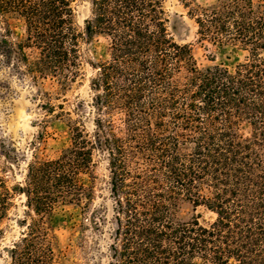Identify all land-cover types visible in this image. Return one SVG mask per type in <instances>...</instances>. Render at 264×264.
<instances>
[{
    "label": "trees",
    "instance_id": "1",
    "mask_svg": "<svg viewBox=\"0 0 264 264\" xmlns=\"http://www.w3.org/2000/svg\"><path fill=\"white\" fill-rule=\"evenodd\" d=\"M71 3L0 0V67L35 83L64 89L80 73L81 39H109L108 57L91 62L94 132L73 125L70 144L19 187L39 219L25 223L12 262L54 264L41 212L90 207L93 186L79 175L97 148L114 203L109 264H264V2L184 1L200 39L247 52L233 68L198 66L169 31L163 0H91L85 32ZM11 19L25 26L17 41L7 39ZM11 191L0 176V221ZM182 200L214 220L179 219Z\"/></svg>",
    "mask_w": 264,
    "mask_h": 264
},
{
    "label": "rangeland",
    "instance_id": "2",
    "mask_svg": "<svg viewBox=\"0 0 264 264\" xmlns=\"http://www.w3.org/2000/svg\"><path fill=\"white\" fill-rule=\"evenodd\" d=\"M184 1L191 5H206L212 0H163L169 19V31L180 43H187L200 67L222 65L233 68L247 57V52L234 45H220L200 39L195 21L187 14ZM264 2V0H254ZM74 25L85 32V21L90 19L91 0H72ZM8 40L17 41L24 35L22 21L11 19ZM109 39L94 34L81 39L82 64L80 73L64 89L54 79L22 77L7 66L0 67V176L12 189L11 204L0 221V264H14L10 257L13 245L26 232L25 223L35 215L34 207H27L28 196L19 187L42 175L40 161L54 159L71 142L72 127L79 126L88 134L95 129L97 113L92 106L91 79L97 63L108 57ZM22 69L23 66H21ZM51 105V106H49ZM115 125L119 121L115 120ZM92 167L79 178L92 185L93 200L89 208L56 204L41 212L47 236L53 248L54 264H109V244L113 232V199L110 193L107 154L95 148ZM43 211V210H42ZM96 213V222L91 213ZM30 213V216L28 215ZM177 217L189 220L197 217L202 223L211 222L215 214L204 206L194 207L182 200Z\"/></svg>",
    "mask_w": 264,
    "mask_h": 264
}]
</instances>
